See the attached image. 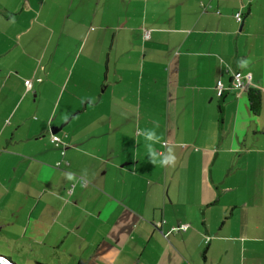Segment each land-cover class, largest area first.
Listing matches in <instances>:
<instances>
[{"label":"crops","instance_id":"1","mask_svg":"<svg viewBox=\"0 0 264 264\" xmlns=\"http://www.w3.org/2000/svg\"><path fill=\"white\" fill-rule=\"evenodd\" d=\"M0 249L264 264V0H0Z\"/></svg>","mask_w":264,"mask_h":264},{"label":"built area","instance_id":"2","mask_svg":"<svg viewBox=\"0 0 264 264\" xmlns=\"http://www.w3.org/2000/svg\"><path fill=\"white\" fill-rule=\"evenodd\" d=\"M200 6L202 7V10H206V9H211L210 3H200ZM216 13H219V10L215 11ZM235 21L237 22H241L243 20V15L239 10H236L233 14ZM143 38H147L149 36V30H146L143 32ZM248 80H250L249 75H246L245 77H240L238 74H235L233 76V79L230 81V87L233 88H238V90L242 89L244 87V82H248ZM24 84H26V86L29 88L30 87V81H28V79L24 80ZM224 91V87L223 84L220 80L216 81V92L217 95H220L221 93H223ZM50 141L52 143H54L56 146H59L60 144H62V141L59 139V137L56 136V133L50 134ZM185 228H187L186 224H182L178 227H172L170 228V231H177V230H184Z\"/></svg>","mask_w":264,"mask_h":264},{"label":"trees","instance_id":"3","mask_svg":"<svg viewBox=\"0 0 264 264\" xmlns=\"http://www.w3.org/2000/svg\"><path fill=\"white\" fill-rule=\"evenodd\" d=\"M201 7V6H200ZM202 8V7H201ZM208 10V9H207ZM146 31V30H145ZM143 37V35H142ZM149 38V36L147 38H143L144 40H147ZM223 93H221L219 96H221ZM261 94L260 91L256 88H254L253 86H249L247 89V95H246V99L250 108V111L252 112V114L257 115L259 113V111L261 110V98H260ZM222 109L221 106H219L218 111ZM9 259V258H8ZM36 264H42L36 261Z\"/></svg>","mask_w":264,"mask_h":264},{"label":"rangeland","instance_id":"4","mask_svg":"<svg viewBox=\"0 0 264 264\" xmlns=\"http://www.w3.org/2000/svg\"><path fill=\"white\" fill-rule=\"evenodd\" d=\"M5 252H7L5 251V249H0V255L7 256V258H9L15 264H36L33 260H30V259L25 260V259L19 258L16 256V254H12V256H10V255H7V253Z\"/></svg>","mask_w":264,"mask_h":264},{"label":"clouds","instance_id":"5","mask_svg":"<svg viewBox=\"0 0 264 264\" xmlns=\"http://www.w3.org/2000/svg\"><path fill=\"white\" fill-rule=\"evenodd\" d=\"M241 63L244 64L246 62L242 61ZM146 138L148 140H156L157 139V137L156 136H153V134L151 132H149L147 134ZM171 161H172V158L171 157H168V158H165V159L161 160V163L162 164H168V163H171Z\"/></svg>","mask_w":264,"mask_h":264},{"label":"water","instance_id":"6","mask_svg":"<svg viewBox=\"0 0 264 264\" xmlns=\"http://www.w3.org/2000/svg\"><path fill=\"white\" fill-rule=\"evenodd\" d=\"M56 128H53V130ZM57 130V129H56ZM0 264H15L10 259L7 258V256L0 255Z\"/></svg>","mask_w":264,"mask_h":264}]
</instances>
